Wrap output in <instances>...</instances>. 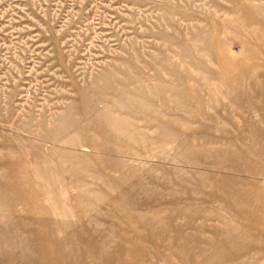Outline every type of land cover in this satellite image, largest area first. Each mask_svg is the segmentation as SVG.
Masks as SVG:
<instances>
[{
    "label": "rangeland",
    "instance_id": "obj_1",
    "mask_svg": "<svg viewBox=\"0 0 264 264\" xmlns=\"http://www.w3.org/2000/svg\"><path fill=\"white\" fill-rule=\"evenodd\" d=\"M208 44L199 116L169 113ZM239 194L264 198V0H0V264H264Z\"/></svg>",
    "mask_w": 264,
    "mask_h": 264
},
{
    "label": "bare ground",
    "instance_id": "obj_2",
    "mask_svg": "<svg viewBox=\"0 0 264 264\" xmlns=\"http://www.w3.org/2000/svg\"><path fill=\"white\" fill-rule=\"evenodd\" d=\"M212 48L211 44L205 45L203 48L199 47L198 45H193L190 48L187 47L184 50L183 54V63L184 67L181 70V85L180 88L177 89V95L180 96L182 101L174 106H168L167 110L169 113L173 114H180V112L190 119H196L199 116V102L200 96L198 93L199 85H200V74L199 70L202 66L201 61L202 57L200 52L206 51L210 52ZM222 64L225 65L226 68H231L235 65V63H230L229 61H222ZM240 77L235 79V82H240ZM242 80V79H241ZM256 86H261L260 82H254ZM163 92L162 90H160ZM157 99L161 101L162 104L166 105L167 103L172 102L173 100L170 99L169 96L164 95L163 93H156ZM170 101V102H169ZM160 114L159 112H154L155 118H159L165 116ZM247 195V192H242ZM244 194H239L238 198H234L229 196L226 200L227 206L233 210L234 214L237 217L241 218V223L246 225L251 221H264V198L260 195L252 197L246 196ZM238 199V200H236ZM263 225V224H262ZM223 228L226 230L229 229L228 240L225 242H229L232 240L233 236L231 233L235 232L238 226H230L229 222L224 223ZM218 252H222V247H217ZM234 252L222 253L220 255V259H230L232 258ZM213 264H216L217 257L213 256L210 259Z\"/></svg>",
    "mask_w": 264,
    "mask_h": 264
}]
</instances>
